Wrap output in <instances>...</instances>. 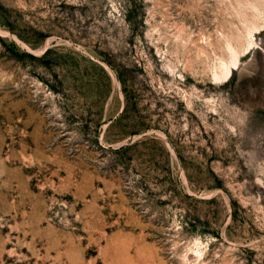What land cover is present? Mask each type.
<instances>
[{"label":"rangeland","instance_id":"rangeland-1","mask_svg":"<svg viewBox=\"0 0 264 264\" xmlns=\"http://www.w3.org/2000/svg\"><path fill=\"white\" fill-rule=\"evenodd\" d=\"M0 264H264V0H0Z\"/></svg>","mask_w":264,"mask_h":264}]
</instances>
